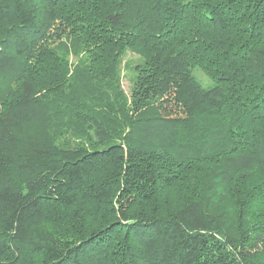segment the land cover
I'll return each mask as SVG.
<instances>
[{"label": "trees", "instance_id": "trees-1", "mask_svg": "<svg viewBox=\"0 0 264 264\" xmlns=\"http://www.w3.org/2000/svg\"><path fill=\"white\" fill-rule=\"evenodd\" d=\"M0 264H264V0H0Z\"/></svg>", "mask_w": 264, "mask_h": 264}, {"label": "rangeland", "instance_id": "rangeland-1", "mask_svg": "<svg viewBox=\"0 0 264 264\" xmlns=\"http://www.w3.org/2000/svg\"><path fill=\"white\" fill-rule=\"evenodd\" d=\"M138 56L131 52H127L125 57L122 59L120 65V74H121V87L123 91L129 96L131 88V79L133 72L131 71V66L135 64L138 60ZM68 61L73 66L78 62V58L73 54L68 56ZM195 80L204 88H207L212 85L211 80L199 69L195 68L192 70Z\"/></svg>", "mask_w": 264, "mask_h": 264}]
</instances>
